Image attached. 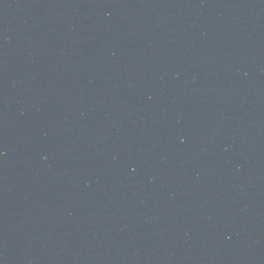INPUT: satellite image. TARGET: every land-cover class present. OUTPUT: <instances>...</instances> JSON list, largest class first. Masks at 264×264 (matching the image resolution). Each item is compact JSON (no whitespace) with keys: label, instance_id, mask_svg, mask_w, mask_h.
Segmentation results:
<instances>
[{"label":"water","instance_id":"95a60500","mask_svg":"<svg viewBox=\"0 0 264 264\" xmlns=\"http://www.w3.org/2000/svg\"><path fill=\"white\" fill-rule=\"evenodd\" d=\"M0 264H264V0H0Z\"/></svg>","mask_w":264,"mask_h":264}]
</instances>
